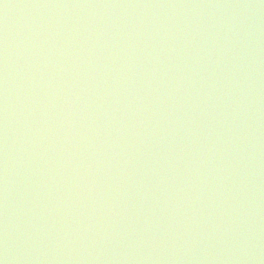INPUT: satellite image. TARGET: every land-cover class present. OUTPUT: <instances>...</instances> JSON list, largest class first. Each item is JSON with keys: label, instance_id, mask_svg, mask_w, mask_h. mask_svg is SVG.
I'll return each instance as SVG.
<instances>
[{"label": "water", "instance_id": "water-1", "mask_svg": "<svg viewBox=\"0 0 264 264\" xmlns=\"http://www.w3.org/2000/svg\"><path fill=\"white\" fill-rule=\"evenodd\" d=\"M0 264H264V0H0Z\"/></svg>", "mask_w": 264, "mask_h": 264}]
</instances>
